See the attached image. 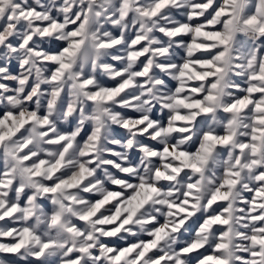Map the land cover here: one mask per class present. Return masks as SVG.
<instances>
[{"label":"snow or ice","instance_id":"obj_1","mask_svg":"<svg viewBox=\"0 0 264 264\" xmlns=\"http://www.w3.org/2000/svg\"><path fill=\"white\" fill-rule=\"evenodd\" d=\"M0 264H264V0H0Z\"/></svg>","mask_w":264,"mask_h":264}]
</instances>
